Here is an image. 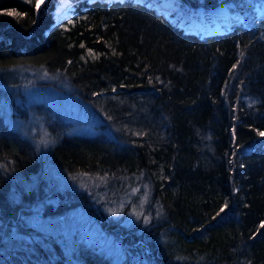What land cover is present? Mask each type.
Segmentation results:
<instances>
[{
    "label": "trees",
    "instance_id": "1",
    "mask_svg": "<svg viewBox=\"0 0 264 264\" xmlns=\"http://www.w3.org/2000/svg\"><path fill=\"white\" fill-rule=\"evenodd\" d=\"M36 2L0 0V264H75L58 235L24 217L44 190L42 179L27 187L44 167L18 123L30 113L53 138L59 168L104 176L112 198L140 203L132 221L82 204L85 193L47 204L46 215L82 204L116 227L106 231L123 246L121 260L82 239L72 252L78 264H264V12L256 0H225L232 15L202 32L146 0H75L60 23V0ZM223 2L179 6L210 18ZM24 67L78 97L96 130L76 131L59 105L27 97Z\"/></svg>",
    "mask_w": 264,
    "mask_h": 264
},
{
    "label": "rangeland",
    "instance_id": "2",
    "mask_svg": "<svg viewBox=\"0 0 264 264\" xmlns=\"http://www.w3.org/2000/svg\"><path fill=\"white\" fill-rule=\"evenodd\" d=\"M63 1L67 3L64 8V13L59 15L60 6ZM74 1L60 0L54 11L57 23L62 22V20L70 15ZM146 2L147 4L153 5L160 13L170 17V19H180L186 28H191L192 26L193 29L198 28L197 31L201 32L222 28L219 18L232 15V11L225 3V0L218 8L211 9V12H216L217 14H212L210 18H207V11L204 8H201L200 12L197 11L194 14L193 12L188 14L187 8L179 6V0H146ZM43 3H40V7ZM255 7L259 12L263 13L264 0H256ZM184 18H187L188 23L183 20ZM20 72L23 77H26L23 92L27 97L35 100H46L59 105L66 116V120L73 121L76 124V131L96 130L94 127L96 123L95 117L81 108L82 101L78 97L57 88L46 86L44 80L50 78L47 72L35 67H24L20 69ZM18 100H20V96H18ZM18 123L27 130L29 135L37 143L44 164L42 174L40 176L36 175L28 180L29 185L27 187L30 189L35 187L40 182V179L44 180V190L43 197L35 201L32 212L27 216L24 215L25 219L44 232L58 235L67 247L68 254L73 259L72 263H79L73 257L72 252L75 240L82 239L106 253L113 255L117 260H121L125 256L123 246L120 242L115 241L106 231H111L112 229H116V227L106 225L110 222V219L105 216H102L97 221L89 214L84 205H93L98 211H101V208L107 209L115 212L116 217L121 216L124 220L132 221L135 216H138V206L140 203L132 202L131 198H112L115 195L107 191L104 176L88 173H70L59 168L52 158L51 149L54 144L53 138L44 124L33 113H30L28 117L20 120ZM81 193H85L86 196H81L82 199H76H80L83 202L82 204L85 203L84 205L80 204L57 215L45 214L44 211L47 204H52L53 208H56L58 203H60V199L67 200L70 195L74 199V195ZM29 207L27 206L28 209ZM102 222H106V224ZM15 236H9L7 238L8 241L11 242Z\"/></svg>",
    "mask_w": 264,
    "mask_h": 264
},
{
    "label": "snow or ice",
    "instance_id": "3",
    "mask_svg": "<svg viewBox=\"0 0 264 264\" xmlns=\"http://www.w3.org/2000/svg\"><path fill=\"white\" fill-rule=\"evenodd\" d=\"M42 2V0H37V2H36V4H35V7L37 8V9H39V7H40V3ZM7 15H9V16H13V15H18V13H14V12H7L6 13ZM81 47H84V45H81ZM89 54H91V51H90V53ZM258 135H260L261 137H264V131H260V132H258ZM241 166H243V165H241ZM225 207H226V205H225ZM224 207H222L221 209H220V212H224ZM218 215H219V213H218ZM260 227L261 228H264V223H262L261 225H260Z\"/></svg>",
    "mask_w": 264,
    "mask_h": 264
},
{
    "label": "bare ground",
    "instance_id": "4",
    "mask_svg": "<svg viewBox=\"0 0 264 264\" xmlns=\"http://www.w3.org/2000/svg\"><path fill=\"white\" fill-rule=\"evenodd\" d=\"M44 2V0H42L41 4ZM66 1H63L61 6H60V12H59V15L60 14H63L64 13V8H65V5H66Z\"/></svg>",
    "mask_w": 264,
    "mask_h": 264
}]
</instances>
